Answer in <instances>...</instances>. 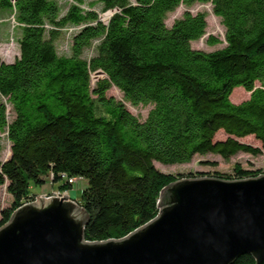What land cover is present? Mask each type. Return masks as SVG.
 Returning a JSON list of instances; mask_svg holds the SVG:
<instances>
[{
  "label": "trees",
  "instance_id": "trees-1",
  "mask_svg": "<svg viewBox=\"0 0 264 264\" xmlns=\"http://www.w3.org/2000/svg\"><path fill=\"white\" fill-rule=\"evenodd\" d=\"M98 1L112 11L107 22L84 7L86 0H71L64 13L58 0H0V18L9 12L20 31L19 56L0 57V132L11 143L10 156L0 160V184L12 196L11 205L0 201V227L38 198L29 193L32 184L66 179L59 189L71 192L69 180L80 179L86 239L123 238L158 214L164 187L185 178L156 162L187 163L210 153L228 160L264 150V0ZM196 2L211 3L221 18L223 47L191 44L206 33V12L186 11L167 25L169 12ZM68 26L77 31L70 54H60L55 39ZM99 70L103 75L94 77ZM112 86L125 101L153 104L147 118L108 95ZM238 86L250 94L234 102ZM248 136L261 146L241 140ZM234 171L212 177L264 173L239 165ZM233 264L256 261L244 254Z\"/></svg>",
  "mask_w": 264,
  "mask_h": 264
},
{
  "label": "water",
  "instance_id": "water-1",
  "mask_svg": "<svg viewBox=\"0 0 264 264\" xmlns=\"http://www.w3.org/2000/svg\"><path fill=\"white\" fill-rule=\"evenodd\" d=\"M159 203L125 237L90 241L77 200L38 196L0 227V264H233L244 254L264 264V173L182 178L163 188Z\"/></svg>",
  "mask_w": 264,
  "mask_h": 264
},
{
  "label": "rangeland",
  "instance_id": "rangeland-1",
  "mask_svg": "<svg viewBox=\"0 0 264 264\" xmlns=\"http://www.w3.org/2000/svg\"><path fill=\"white\" fill-rule=\"evenodd\" d=\"M63 13L67 10L71 0H58ZM86 8L95 9L100 13V18L105 22L108 21L109 16L112 11H103V5L98 0H86L84 5ZM190 11L191 13L206 12L207 13V28L206 33L203 37L198 40L192 41V46L197 49H204L207 51L215 50L221 48L225 45V27L222 24L221 18L216 16L213 12L211 3H200L196 2L191 6H186L184 4L179 5L174 11H171L166 16V23L171 26L173 22L181 17L184 12ZM16 22L13 16L9 12H2L0 18V57L7 62L13 61L20 54V48L18 43V37L20 31L15 28ZM80 27L82 25H79ZM73 29H72V28ZM78 27V26H77ZM77 29L74 26H68L59 31V36L55 39V44L57 50L60 54H70V47L72 44V36ZM210 37L219 38L222 42L211 43ZM93 48L86 50V55H91ZM95 79L93 78V81ZM108 95H112L117 99L124 100L123 93L115 86H112L108 91ZM249 92L245 90L242 86L236 87L231 95V100L234 102H241L242 100L249 97ZM126 107L140 120H145L148 113L153 107L151 103H138L133 104L130 101H125ZM10 109V106H9ZM11 114V110L9 111ZM11 118V116H10ZM218 137H223L224 134L219 132ZM242 141L249 142L254 145L261 146V143L254 139L252 136L245 137L241 139ZM0 143L3 146L0 152V160L7 159L11 154V143L7 138L5 132H0ZM156 167L165 172L171 173L176 176L186 177H209L214 174H230L235 175L234 167L236 165L241 166L245 170H262L264 169V150L262 154L251 155L244 152H239L238 154L230 157L228 160L224 159L218 154H206V155H195L190 162L187 163H177V164H160L155 163ZM262 174V173H260ZM259 174V175H260ZM66 179H60L57 182H48V185H36L32 184L30 187V195H36L37 197H44L54 192H60V186L65 182ZM84 188V180L76 179L73 183V190L71 192H62L61 196L69 197L70 199L79 200L81 197V192ZM0 201L3 207L11 205L12 196L7 190V184H0ZM1 217V216H0Z\"/></svg>",
  "mask_w": 264,
  "mask_h": 264
},
{
  "label": "built area",
  "instance_id": "built-area-1",
  "mask_svg": "<svg viewBox=\"0 0 264 264\" xmlns=\"http://www.w3.org/2000/svg\"><path fill=\"white\" fill-rule=\"evenodd\" d=\"M76 180V179H75ZM75 180H73V179H70L69 181L73 184L74 182H75ZM63 192H69V191H63ZM61 193H62V191H60V192H54L53 194H50V195H48V196H51V195H54V194H56V195H61Z\"/></svg>",
  "mask_w": 264,
  "mask_h": 264
},
{
  "label": "crops",
  "instance_id": "crops-1",
  "mask_svg": "<svg viewBox=\"0 0 264 264\" xmlns=\"http://www.w3.org/2000/svg\"><path fill=\"white\" fill-rule=\"evenodd\" d=\"M46 185H48V183H47V184H45V185H43V187H44V186H46ZM52 186H53V184H52Z\"/></svg>",
  "mask_w": 264,
  "mask_h": 264
}]
</instances>
